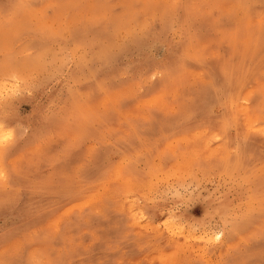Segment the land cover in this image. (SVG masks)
Returning a JSON list of instances; mask_svg holds the SVG:
<instances>
[{"label":"rangeland","instance_id":"obj_1","mask_svg":"<svg viewBox=\"0 0 264 264\" xmlns=\"http://www.w3.org/2000/svg\"><path fill=\"white\" fill-rule=\"evenodd\" d=\"M225 45L241 128L190 115ZM2 132L0 264H264V0H0Z\"/></svg>","mask_w":264,"mask_h":264},{"label":"bare ground","instance_id":"obj_2","mask_svg":"<svg viewBox=\"0 0 264 264\" xmlns=\"http://www.w3.org/2000/svg\"><path fill=\"white\" fill-rule=\"evenodd\" d=\"M228 46L229 45H225L224 47L228 51V56L218 54V51L211 55L215 59L211 60L210 63H207L209 73L206 74L207 76L204 77L205 79L203 78L201 80V83L205 84L206 88L193 98L190 115L193 114V112H197L201 115L202 119L209 121H213L216 118L221 121L232 120L238 125L237 127L241 128V125H243L241 122L250 119L249 117L254 114L258 100L252 101L251 104L244 108V110L242 107L239 108L242 105V99L248 100L252 96L251 92L253 89L251 90V88H249L252 70L249 64H246L247 62H245V64L242 62V59L235 60L233 52H230L231 47L228 48ZM191 48L195 49L193 54H189ZM201 50L205 49L203 47L197 48L194 45L187 48L188 54L195 60L205 59V52H202ZM180 58L182 61L178 67L177 77H183L185 74V57L182 52ZM223 61L228 64L222 66L220 62L223 64ZM111 96L112 94L108 93L107 97L111 98ZM217 106L222 108L221 113L218 115L214 113V108ZM3 121L8 122L6 119H3ZM3 134L10 133L2 132V135ZM257 143L259 142H256V140L253 137L251 138L248 134H245L243 138L241 137L240 152L238 154L239 157L243 159L244 153Z\"/></svg>","mask_w":264,"mask_h":264},{"label":"snow or ice","instance_id":"obj_3","mask_svg":"<svg viewBox=\"0 0 264 264\" xmlns=\"http://www.w3.org/2000/svg\"><path fill=\"white\" fill-rule=\"evenodd\" d=\"M9 137H10V134H3V135H0V150H4L7 143H8V140H9ZM6 177H5V173L0 170V181L4 180ZM214 239H219V235H217L216 237H214ZM37 264H39V262L37 261Z\"/></svg>","mask_w":264,"mask_h":264}]
</instances>
